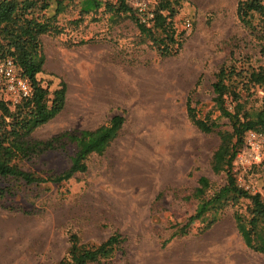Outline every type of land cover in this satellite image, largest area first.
Segmentation results:
<instances>
[{"label": "rangeland", "instance_id": "obj_1", "mask_svg": "<svg viewBox=\"0 0 264 264\" xmlns=\"http://www.w3.org/2000/svg\"><path fill=\"white\" fill-rule=\"evenodd\" d=\"M85 1L49 0L36 12L55 27L40 37L45 61L37 78L50 92L64 84L65 101L31 135L44 140L94 129L114 115L123 122L106 150L92 152L87 169L68 180H0L9 189L0 197V264H58L68 256L71 233L87 247L120 235L107 258L88 264H264V254L246 247L232 216L236 209L245 212L247 199L227 204L211 225L196 220L185 234L172 236L200 202L194 196L198 177L207 176L212 190L226 182L225 173L210 167L218 135L189 120L186 98L191 95L198 115L211 110L215 117L211 83L218 68L224 62L237 69L264 66V38L237 19V0H180L172 17L179 45L162 55L159 42L128 14L104 4L84 12ZM147 1L151 8L158 2ZM240 94L246 108L264 105V87ZM225 122L220 119L227 129ZM75 151L76 143L63 137L21 166L58 174ZM231 172L238 186L264 197V133H245Z\"/></svg>", "mask_w": 264, "mask_h": 264}, {"label": "trees", "instance_id": "obj_2", "mask_svg": "<svg viewBox=\"0 0 264 264\" xmlns=\"http://www.w3.org/2000/svg\"><path fill=\"white\" fill-rule=\"evenodd\" d=\"M49 0H0V61L11 58L17 72L28 79L30 92L14 102L13 98L0 97V180L9 177L21 179L26 183H44L68 180L77 172L87 169V157L95 152L102 154L116 136L123 122L121 115H114L94 129H81L58 133L44 140L32 137V132L53 118L64 106V84L49 91L43 86L37 75L42 71L45 55L41 35L52 33L55 27L49 19H42L37 10H45ZM180 0H158L152 8L154 16L149 24L139 21L128 0H86L84 12L98 9L102 4L120 14L133 18L141 33L159 42L162 55L171 54L170 45L176 39L172 17L175 14L173 4ZM59 11V10H57ZM237 19L248 27L261 41L264 38V0H237L235 6ZM260 51L264 55V47ZM240 85V88H239ZM249 86L264 87V66L238 68L233 63L220 65L211 83L213 107L218 114L211 116V110L202 116L192 105V97L186 98V113L189 120L201 131L216 132L218 144L210 158V167L214 173H225L226 182L212 190L210 179L201 175L197 179L194 196L201 198L194 213L187 222L172 234H185L196 220H208L211 225L217 220L219 212L227 205L247 199L245 212L234 210L235 227L244 244L250 250L264 254V197L259 192H250L238 186L231 172L232 161L242 147L247 131L264 133V105L256 108L244 106L240 91ZM6 94L3 82H0V94ZM12 105V107H11ZM220 119H226L229 128H222ZM63 137L76 143V151L70 157L67 169L54 175L42 176L25 170L21 161L33 155L55 147ZM9 189L0 186V197ZM121 237L114 233L96 246L87 247L78 243L75 233L69 235L67 258L58 264H88L107 258Z\"/></svg>", "mask_w": 264, "mask_h": 264}, {"label": "built area", "instance_id": "obj_3", "mask_svg": "<svg viewBox=\"0 0 264 264\" xmlns=\"http://www.w3.org/2000/svg\"><path fill=\"white\" fill-rule=\"evenodd\" d=\"M131 5L139 21L149 24L154 16L149 2L147 0H131ZM185 24L188 26L189 21L186 20ZM0 82H3L6 92L12 96L14 102L21 96H27L30 92L28 79L17 72L11 58L0 61Z\"/></svg>", "mask_w": 264, "mask_h": 264}, {"label": "bare ground", "instance_id": "obj_4", "mask_svg": "<svg viewBox=\"0 0 264 264\" xmlns=\"http://www.w3.org/2000/svg\"><path fill=\"white\" fill-rule=\"evenodd\" d=\"M78 96V95H77ZM87 98V97H86ZM77 99V98H76ZM92 110H94V109H92ZM122 152H123V150H122ZM130 152V151H129ZM126 156V155H125ZM129 156V155H128ZM126 158V157H125Z\"/></svg>", "mask_w": 264, "mask_h": 264}]
</instances>
